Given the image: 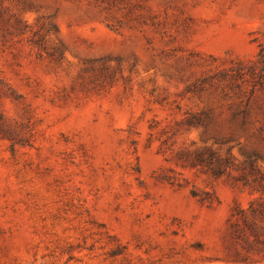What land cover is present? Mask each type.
I'll return each instance as SVG.
<instances>
[{
    "label": "rangeland",
    "instance_id": "rangeland-1",
    "mask_svg": "<svg viewBox=\"0 0 264 264\" xmlns=\"http://www.w3.org/2000/svg\"><path fill=\"white\" fill-rule=\"evenodd\" d=\"M0 264H264V0H0Z\"/></svg>",
    "mask_w": 264,
    "mask_h": 264
}]
</instances>
